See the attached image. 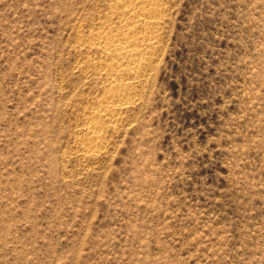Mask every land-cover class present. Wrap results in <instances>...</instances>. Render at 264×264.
<instances>
[{"label": "rangeland", "instance_id": "obj_1", "mask_svg": "<svg viewBox=\"0 0 264 264\" xmlns=\"http://www.w3.org/2000/svg\"><path fill=\"white\" fill-rule=\"evenodd\" d=\"M116 1L0 0V264H264V0H162L141 101L88 158L108 81L73 45Z\"/></svg>", "mask_w": 264, "mask_h": 264}, {"label": "bare ground", "instance_id": "obj_2", "mask_svg": "<svg viewBox=\"0 0 264 264\" xmlns=\"http://www.w3.org/2000/svg\"><path fill=\"white\" fill-rule=\"evenodd\" d=\"M166 8L162 0H117L111 5L106 21L97 23L98 28L94 24L97 30L77 34L75 49H86L87 53L96 51L99 55L98 60L95 59L96 66L88 60L80 64L81 70L88 69V73L89 68L96 67L97 74L108 81L101 99L98 98L97 108H90L92 110L85 116L89 125L85 126V136L78 144L85 157L95 158L104 151L106 129L117 127L125 118L123 113L140 99L141 89L153 72L161 48L162 29L169 16ZM111 23L115 25H109Z\"/></svg>", "mask_w": 264, "mask_h": 264}]
</instances>
